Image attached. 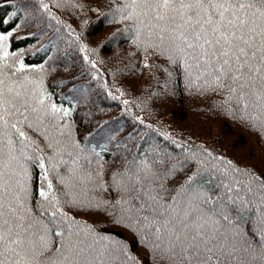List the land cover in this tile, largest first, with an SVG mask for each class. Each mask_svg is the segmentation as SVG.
I'll return each mask as SVG.
<instances>
[{"label":"snow or ice","instance_id":"6c2138e0","mask_svg":"<svg viewBox=\"0 0 264 264\" xmlns=\"http://www.w3.org/2000/svg\"><path fill=\"white\" fill-rule=\"evenodd\" d=\"M112 3L110 22L124 25L146 59L163 58L185 87L221 95L229 115L238 112L264 133V0ZM38 4L62 23L46 0ZM22 25L0 32V264H140L126 242L72 214L85 209L102 210L135 233L158 264H264V176L210 151L201 159L186 150L184 161L159 151L133 157L105 180L101 152L76 138L75 106L57 104L45 87L46 62L27 65L23 50H10ZM80 51L95 68L88 53L97 50L81 44ZM190 160L196 169L174 181ZM210 169L218 176L205 187L198 178Z\"/></svg>","mask_w":264,"mask_h":264},{"label":"trees","instance_id":"16d2710c","mask_svg":"<svg viewBox=\"0 0 264 264\" xmlns=\"http://www.w3.org/2000/svg\"><path fill=\"white\" fill-rule=\"evenodd\" d=\"M46 2L62 23L57 24L47 13L40 11L38 0H15L14 4L0 0V32H7L23 21L20 30L10 40V50H23L27 65L46 62V73L50 79L44 81L45 87L57 104L75 106L71 120L76 138L89 149L101 152L105 162V180L133 157L147 156L151 159L159 151L162 156L184 161L188 154L186 150L200 153L201 159L207 150L214 156L232 161L241 169L264 176V168L259 170L248 163L250 159L246 152L219 142L222 139L229 141L233 135L249 151L261 152L263 158L259 163L264 166V133L240 120L238 112L235 116L229 115L220 104L221 95L185 87L178 68L151 54L146 59V54L132 43L130 32L112 31L94 44L92 36L99 32L102 23L96 21L95 25L94 18L90 17L88 23L80 25L70 18L72 16L68 12L62 13V8L52 6L50 0ZM4 19L9 23L4 24ZM112 19L102 22L108 25ZM76 35L80 36L79 41L75 39ZM78 44L97 50L88 53L89 61L95 62V68L85 61V53L74 48ZM145 63L149 67H145ZM164 69L173 75L169 77ZM117 88L124 93L123 96L116 91ZM113 96L119 99H113ZM125 99L130 102L127 106L123 104ZM182 111H191L192 119H183ZM211 125L224 129V134L215 138L221 145L200 133ZM195 169V161L190 160L173 180L180 181L185 173ZM37 171L33 166L34 175ZM217 176L218 173L210 169L202 171L198 179L205 187H212ZM101 195L111 200L115 194ZM90 211L96 210H74L72 214L76 219L92 224L98 232L126 242L131 255L140 264H158L135 233L115 225L102 210L96 212L101 215L100 221L93 220ZM91 215L97 217L94 213Z\"/></svg>","mask_w":264,"mask_h":264},{"label":"rangeland","instance_id":"374dc122","mask_svg":"<svg viewBox=\"0 0 264 264\" xmlns=\"http://www.w3.org/2000/svg\"><path fill=\"white\" fill-rule=\"evenodd\" d=\"M117 2H119V0H117ZM73 3L78 4V5H83V7L80 8V7H72L71 5H65L64 7H62V13L68 12L72 16L70 17L71 19L75 20L76 22H79L80 25H83V26L85 24L84 21H88L87 19H89L90 17L94 18L95 25L97 24V22L102 23L100 24L102 27L100 28L99 32L96 35L92 36L93 39L91 41L94 44L100 42L102 38H106L107 36H109L108 34L109 33L111 34L112 31L118 33L121 31L120 29H123L124 27L123 24H119V23L113 24V22H110V24L106 25L104 22H102V21L112 18L111 15H108L111 9L114 7L112 0H73ZM114 25L118 27L119 31L115 29L116 27ZM78 27L80 28L79 25ZM49 79L50 78L48 74L46 73L44 81H48ZM164 112H165V109H164ZM182 113H183V116H182L183 119H186V118L192 119L193 117V114L191 111H187V112L182 111ZM200 133L206 136L207 138L215 139L217 136H221L224 134V129L221 127H216L214 125H211L208 130L200 132ZM32 135L34 136V138L38 139L40 143L43 142V139L41 137H36L35 134H32ZM215 140L218 142L217 139ZM219 142L224 146H228V144L233 145L234 147H237V150L240 152H246L247 156L250 159L248 163L256 166L259 170H262V168H264V166L259 163V161L261 162V159L263 158L262 153L258 151H254V150L249 151L248 150L249 148L247 146L241 145L242 143H239V140L233 135L230 137L229 141L228 139H222ZM96 212L97 210L90 211L89 212L90 216L93 220L96 219L100 221L101 215L97 214ZM92 213L96 214L97 217L95 218V215H91Z\"/></svg>","mask_w":264,"mask_h":264}]
</instances>
